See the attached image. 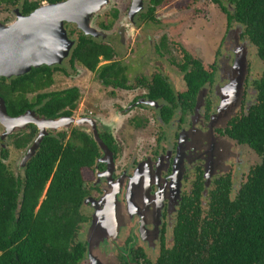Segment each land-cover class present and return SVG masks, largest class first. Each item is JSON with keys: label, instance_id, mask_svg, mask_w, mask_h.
<instances>
[{"label": "flooded vegetation", "instance_id": "obj_1", "mask_svg": "<svg viewBox=\"0 0 264 264\" xmlns=\"http://www.w3.org/2000/svg\"><path fill=\"white\" fill-rule=\"evenodd\" d=\"M171 1L121 0V16L115 8L99 37L66 22L74 44L62 63L0 76L14 94L37 87L26 91L22 111L0 94L10 116L33 110L59 120L44 138L77 146L88 159L79 264H95L89 240L100 247L99 264H210L232 240L241 249L249 231L264 237V225L242 221L256 202L251 184L264 180V157L243 138L246 128L261 127L264 112V0H177L174 9ZM5 3L3 22L16 8L34 11ZM82 33L110 54L92 69L73 58ZM84 72L103 86L97 103L83 98L79 83L58 88ZM39 130L34 122L11 131L0 123V155L7 151V163L17 152L21 175ZM97 213L103 228L91 235ZM112 213L118 226L108 224Z\"/></svg>", "mask_w": 264, "mask_h": 264}, {"label": "trees", "instance_id": "obj_2", "mask_svg": "<svg viewBox=\"0 0 264 264\" xmlns=\"http://www.w3.org/2000/svg\"><path fill=\"white\" fill-rule=\"evenodd\" d=\"M2 1L22 6L28 12L44 1L64 0ZM101 56H110L106 44L82 33L73 58L92 69ZM35 88L20 85L22 92L14 94L10 88L0 87V94L6 97L10 108L16 105L22 111L27 104L26 91ZM67 95L74 97L75 93ZM58 102L55 98L53 103ZM258 118L262 119L261 127L246 128L243 138L264 157V112L258 113ZM6 152L3 150L0 155V264H79L86 254V245L79 238L84 218L80 213L84 196L81 166L88 159L81 156L77 146H60L56 139L49 141L46 137L24 174L16 175L4 161ZM260 168L264 172V164ZM251 185L257 192L256 202L244 210L242 221L260 227L264 225V180ZM240 247L235 240L222 245L210 264H264V237L249 231L241 237Z\"/></svg>", "mask_w": 264, "mask_h": 264}, {"label": "water", "instance_id": "obj_3", "mask_svg": "<svg viewBox=\"0 0 264 264\" xmlns=\"http://www.w3.org/2000/svg\"><path fill=\"white\" fill-rule=\"evenodd\" d=\"M112 0H64L57 3L47 2L36 8L29 15H24L20 8L13 11V20H0V76H10L15 73H26L32 67L44 64L62 63L70 53L74 44L68 36L65 23L77 24L86 35L99 37L101 31L94 25V18L103 11ZM29 122L36 123L40 130L24 157V164L30 160L47 135L48 127H58L60 121L46 119L36 115L35 111L12 117L7 111L5 99L0 97V123L11 131L19 124L26 126ZM109 195V194H108ZM107 201V195L104 196ZM108 200H111L109 197ZM114 199H112L113 201ZM105 215V214H104ZM108 224L115 222V215L106 214ZM103 228L101 214L95 215L91 235L98 234ZM117 228V227H116ZM90 241L89 258L99 264L100 247Z\"/></svg>", "mask_w": 264, "mask_h": 264}, {"label": "rangeland", "instance_id": "obj_4", "mask_svg": "<svg viewBox=\"0 0 264 264\" xmlns=\"http://www.w3.org/2000/svg\"><path fill=\"white\" fill-rule=\"evenodd\" d=\"M177 2H178L177 0L171 1L170 6L172 7V9H174L177 6V4H178ZM4 5H9V4L0 0V7L3 8ZM115 8L120 10V16H121V10L124 9V5L121 4V0H112L110 5H108L103 11H101L98 15L95 16L94 25L96 27H100V23L102 21L108 20L111 17V12ZM9 14H10V12H6V11L0 12V16H6ZM11 19H12V17H11ZM114 40H117V38L115 37ZM125 50H126V48H125ZM61 81H62V79L58 80V83L60 82V85H59L60 87H58V88H63L65 86H68L69 84H75V83L81 84L82 89H83V94H82L83 98H86V100L90 99L93 103H97V101L94 97L95 94H98V95L103 94V86L100 84L97 76L94 74H88L87 72H84V74L80 77L79 76L69 77V80H67L64 84H62ZM19 159H20V157H18V154L16 152V153L11 155V158L9 160H7V164L9 165L11 170L13 172H15L16 174H20L23 172V169L20 170L18 168L19 166H17V161Z\"/></svg>", "mask_w": 264, "mask_h": 264}]
</instances>
